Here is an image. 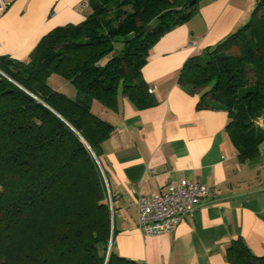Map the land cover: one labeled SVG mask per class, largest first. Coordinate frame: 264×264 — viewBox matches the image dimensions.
<instances>
[{
  "label": "trees",
  "instance_id": "16d2710c",
  "mask_svg": "<svg viewBox=\"0 0 264 264\" xmlns=\"http://www.w3.org/2000/svg\"><path fill=\"white\" fill-rule=\"evenodd\" d=\"M191 1L87 0L83 21L52 29L27 59L0 56V264H144L112 248L101 156L115 126L92 102L115 109L123 94L140 109L157 103L142 69L152 46L198 12L200 0ZM53 74L76 95L54 88ZM179 83L200 95L199 107L228 112L226 132L241 163L259 155L264 0L237 30L189 57ZM227 258L264 264L242 237L231 240Z\"/></svg>",
  "mask_w": 264,
  "mask_h": 264
},
{
  "label": "crops",
  "instance_id": "0c3cea01",
  "mask_svg": "<svg viewBox=\"0 0 264 264\" xmlns=\"http://www.w3.org/2000/svg\"><path fill=\"white\" fill-rule=\"evenodd\" d=\"M87 0H11L0 12V56L25 60L52 29L80 23ZM254 0H202L188 22L164 34L142 69L157 103L138 108L120 94L109 109H92L115 130L103 143L114 228L112 248L120 257L144 264H232L231 240L242 237L264 255V142L260 154L241 163L226 132L222 108L199 107L200 95L179 83L185 61L246 23ZM54 74L51 75L50 80ZM53 87L70 97L76 89L54 77ZM257 123L264 127V117ZM209 187L195 211L174 232L146 235L138 225L137 199L180 179Z\"/></svg>",
  "mask_w": 264,
  "mask_h": 264
},
{
  "label": "built area",
  "instance_id": "2783aa9c",
  "mask_svg": "<svg viewBox=\"0 0 264 264\" xmlns=\"http://www.w3.org/2000/svg\"><path fill=\"white\" fill-rule=\"evenodd\" d=\"M10 2L11 0H0V12L6 11ZM149 91L154 92V87H150ZM98 163L102 169L99 160ZM102 172L104 174L103 169ZM208 191L206 184L183 178L157 193L140 195L137 199L139 228L146 235L174 232L181 221L195 211Z\"/></svg>",
  "mask_w": 264,
  "mask_h": 264
},
{
  "label": "rangeland",
  "instance_id": "374dc122",
  "mask_svg": "<svg viewBox=\"0 0 264 264\" xmlns=\"http://www.w3.org/2000/svg\"><path fill=\"white\" fill-rule=\"evenodd\" d=\"M201 1H202V0H200V2H201ZM254 1H255V0H254ZM200 2H199V3H200ZM198 5H199V4H198ZM54 77H59L60 79H63V78H62L61 76H59L58 74H54L53 78L50 80V83H51L52 86H54L53 83L55 82V81H54ZM63 80H64V79H63ZM262 117H264V116H262ZM262 117H260V118H262ZM260 118H258L257 121H258Z\"/></svg>",
  "mask_w": 264,
  "mask_h": 264
},
{
  "label": "water",
  "instance_id": "95a60500",
  "mask_svg": "<svg viewBox=\"0 0 264 264\" xmlns=\"http://www.w3.org/2000/svg\"><path fill=\"white\" fill-rule=\"evenodd\" d=\"M194 2H195V0L191 1L189 5L192 6L194 4Z\"/></svg>",
  "mask_w": 264,
  "mask_h": 264
}]
</instances>
